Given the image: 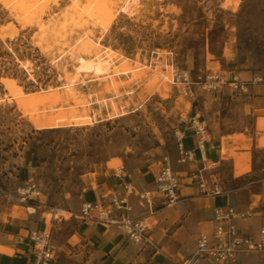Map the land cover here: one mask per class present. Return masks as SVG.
<instances>
[{
	"label": "rangeland",
	"instance_id": "obj_1",
	"mask_svg": "<svg viewBox=\"0 0 264 264\" xmlns=\"http://www.w3.org/2000/svg\"><path fill=\"white\" fill-rule=\"evenodd\" d=\"M82 57L107 69L81 71ZM212 72L264 79V0H0V221L36 227L55 217L66 231L84 219L90 176L97 182L103 170L117 172L112 182L122 193L112 197H119L125 183L144 186L166 156L178 169L177 131L198 100L216 124L248 131L249 92L227 84L204 90L199 80ZM26 95L34 98L22 107ZM55 113L89 123L35 127L33 117ZM254 158L264 166V151ZM216 172L225 180L227 166ZM90 215L108 223L96 210Z\"/></svg>",
	"mask_w": 264,
	"mask_h": 264
},
{
	"label": "crops",
	"instance_id": "obj_2",
	"mask_svg": "<svg viewBox=\"0 0 264 264\" xmlns=\"http://www.w3.org/2000/svg\"><path fill=\"white\" fill-rule=\"evenodd\" d=\"M259 87H264V81H254L250 85L248 99L252 126L248 131L229 130L221 122L216 124L215 113L203 109L199 100L198 104L192 103L186 120L190 122L191 117L197 115L206 123L203 147L199 146V136L194 133L190 123L182 128L184 146L194 156L188 162L179 163L174 171L187 176L193 170L206 167L205 174L213 177L219 176L217 168L226 165L228 175L225 180L221 179L226 192L207 196L183 179L178 200L166 205L155 192L152 210L135 194L129 196L132 210L121 209L114 213L119 218L142 217L139 220H149L150 227L144 231L146 240L141 244L135 243L123 232L119 222L98 225L86 216H83L84 219H72V226L61 232V224L55 217L42 219L36 227L20 225L16 220V223L0 221V264H35L34 256L38 252L33 239L35 228L46 229L51 234L53 259L49 264H177L194 251L201 234L212 231L215 207L227 203L249 212L246 217L236 220L239 231L257 235L264 224V178L260 176L264 166H256L254 158L255 150L264 151V144H260V139L264 138V92H258ZM224 146L227 148L226 156H223ZM156 172L152 171L151 175L147 173L149 179L144 186L148 187L142 185L135 188L153 189ZM102 173L104 177L97 182H94V175L92 178L90 176L82 201H101L105 207H110L112 195L122 193L112 182L118 173H108L107 170ZM225 264H264V261L260 253L251 252L241 253Z\"/></svg>",
	"mask_w": 264,
	"mask_h": 264
},
{
	"label": "built area",
	"instance_id": "obj_3",
	"mask_svg": "<svg viewBox=\"0 0 264 264\" xmlns=\"http://www.w3.org/2000/svg\"><path fill=\"white\" fill-rule=\"evenodd\" d=\"M177 79H181L186 84H190L187 73H175ZM264 79L256 77L253 80L241 79L237 75L227 76L224 73H209L206 74L203 80H199L200 85L206 91H214L227 84L234 90L247 94L250 85L254 81ZM190 88V86H189ZM190 96H194V91L190 88L188 91ZM190 125L194 129V133L199 136V146L202 148L204 144V136L207 131L206 123L200 116H192ZM184 130L177 131V147L179 152V161L182 163L193 159V152L186 149L183 143ZM165 163L155 177V185L153 189L137 190L132 183L124 184V192L119 197L110 199V207L100 202L86 201L82 205V215L91 218L90 213L94 210L98 211L99 218L107 217V221L111 223H122L129 237L136 242H144V231L147 226L141 220L132 219L129 217L119 218L113 210H119L125 205L129 206V195L135 194L140 201L146 203L149 209H153L152 197L153 193L157 192L163 199L166 205L173 204L178 200V190L180 189L183 179L185 182L194 184L202 194L207 196L220 195L226 192V187L223 181L217 175L205 174L206 167L196 169L190 172L187 176H181L176 173L170 166L167 156L164 157ZM212 167L213 164H212ZM264 177V168L262 169ZM101 208V209H100ZM249 215L246 210H238L232 203L216 206L213 216V229L210 233L201 234L197 240L194 251L181 259L177 264H225L233 261L241 253L257 252L262 255L264 261V224L258 230L257 235L242 233L239 231L236 220ZM39 232V231H38ZM34 233L35 249L38 252L35 254V264H49L53 258L52 247L50 243V232L42 231L40 236ZM41 232V231H40Z\"/></svg>",
	"mask_w": 264,
	"mask_h": 264
},
{
	"label": "bare ground",
	"instance_id": "obj_4",
	"mask_svg": "<svg viewBox=\"0 0 264 264\" xmlns=\"http://www.w3.org/2000/svg\"><path fill=\"white\" fill-rule=\"evenodd\" d=\"M239 1V0H238ZM124 2V1H123ZM126 3V2H125ZM130 3V2H127ZM121 5V4H120ZM130 7V5H128V7H123L122 9L124 11H126L128 8ZM115 15H110L107 18L106 23L104 24V27L109 26L112 21L114 20ZM37 23V22H36ZM81 59V64L79 66V69L81 71H87L90 69H94L96 72H103L104 70H106V65L104 63L101 62H92L88 59L85 58H80ZM98 60V59H97ZM96 61V60H95ZM101 61V60H100ZM103 61V60H102ZM2 81L5 83V85L10 89V91L13 92L14 95H16L17 97H19L20 95H22L21 89L18 88L15 84V81L13 79L10 78H3ZM170 87V86H169ZM22 88V87H21ZM23 91V90H22ZM25 93V92H24ZM37 93V92H36ZM12 94V95H13ZM33 94V93H32ZM40 96V95H39ZM38 96V98H40ZM54 96V95H53ZM52 96V98H53ZM14 97V96H13ZM34 98V96L31 95H26L25 97H21L18 98V103L22 106V107H26V105L30 102V100H32ZM63 98V97H62ZM42 99V98H41ZM34 104V103H33ZM78 104V102L76 103ZM46 106V105H45ZM114 107V106H113ZM112 107V108H113ZM115 108V107H114ZM29 110V109H28ZM59 110V109H58ZM76 110V109H75ZM83 110V109H82ZM117 110V109H116ZM26 111V110H24ZM65 111V110H63ZM122 111V110H121ZM84 113V112H83ZM122 113V112H121ZM29 114V113H28ZM56 114V113H55ZM31 115V114H30ZM79 115V113H78ZM29 116V115H28ZM87 116V115H86ZM117 116V115H116ZM70 117V116H69ZM73 117V116H72ZM81 117V116H80ZM72 119V118H71ZM68 118V116H66V114H42V115H38L36 117H33V122L35 124V127L37 128H53V127H59V126H63V125H69V124H82V123H89V118L88 117H82V118H76L71 120ZM73 121V122H72ZM92 122V121H91Z\"/></svg>",
	"mask_w": 264,
	"mask_h": 264
}]
</instances>
